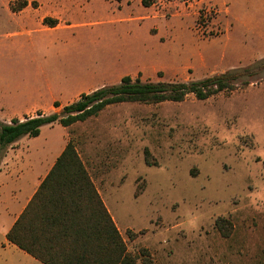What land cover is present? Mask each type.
Listing matches in <instances>:
<instances>
[{
    "label": "rangeland",
    "instance_id": "374dc122",
    "mask_svg": "<svg viewBox=\"0 0 264 264\" xmlns=\"http://www.w3.org/2000/svg\"><path fill=\"white\" fill-rule=\"evenodd\" d=\"M149 1L0 0V103H22L60 76L71 89L93 84L90 72L102 66L138 63L132 77L187 82L264 59V0ZM24 2L36 29L46 28L37 19L50 8L62 26H81L11 38L18 23L4 5ZM60 133L132 253L145 247L155 264H264V73L205 100L110 105L43 136L52 143ZM2 241L0 233V264H41Z\"/></svg>",
    "mask_w": 264,
    "mask_h": 264
},
{
    "label": "trees",
    "instance_id": "16d2710c",
    "mask_svg": "<svg viewBox=\"0 0 264 264\" xmlns=\"http://www.w3.org/2000/svg\"><path fill=\"white\" fill-rule=\"evenodd\" d=\"M141 2L144 6L150 3L149 0ZM47 21L45 18L44 22ZM260 73H264V59L256 65L187 82L150 81L125 75L116 84L81 93L59 111L50 114L37 111L22 120L0 121V159L11 144L24 136H38L44 125L58 123L68 127L119 103L180 102L188 94L205 100L219 92L237 89L239 85H248ZM145 160L150 163L147 157ZM216 226L228 236L223 218L216 220ZM6 239L42 264H155L147 248L141 247L138 253L128 250L71 140L7 231Z\"/></svg>",
    "mask_w": 264,
    "mask_h": 264
},
{
    "label": "crops",
    "instance_id": "0c3cea01",
    "mask_svg": "<svg viewBox=\"0 0 264 264\" xmlns=\"http://www.w3.org/2000/svg\"><path fill=\"white\" fill-rule=\"evenodd\" d=\"M4 6L9 15L18 23L17 29L9 33L11 38L26 36L27 41H29V37H31L34 30H74L81 26V24L76 25L70 24L69 22L62 26L61 20L64 19L61 16H58V11L55 8H50L54 10V14H50V16L44 15L37 19L38 23H40L41 20L42 26H45L46 28L42 27L40 29H36L32 25L35 23V17L26 13V10L29 7V2H26V5H22L19 9H14L11 4ZM45 18H48L50 24L44 22ZM51 20H55L54 25L51 24ZM26 22L29 23V25H25ZM21 28L24 30L21 31ZM102 67H98L97 70L90 72L91 79L93 82L96 81L93 84L86 85L84 81H80L76 84V88L73 87L74 89H71L69 84L63 85V78L60 76V80L56 81L54 85H48L45 89H38L29 92L28 98L22 103H19L18 101L15 104L12 102L7 104L6 101L0 103V121L9 123L12 118L22 120L24 116H33L28 115L27 111H25L28 109L41 111L40 109L55 108L60 110L66 104L76 100L81 93H89L99 87H102L108 84L111 78H115V80H117L121 79V77L125 75H130L134 72V70L141 69L140 67H142V65L136 63L131 66H125L122 70L118 69L111 73L101 71ZM55 102L59 104L57 107L54 105ZM42 113L45 114L44 112ZM55 124L61 126L58 123L44 125L38 136H24L18 139L6 149L4 155L0 159V233L3 239L1 242V249L3 250L9 246L19 249L16 245L10 243L6 239V233L25 209L28 202L36 192L39 184L47 175L56 158L62 152L69 140L68 138L66 139V136H63L60 133L59 138L54 142L51 143L46 141V137L43 136L44 129H52ZM63 128L67 127L61 126V130ZM41 139L44 140L42 144L38 145L35 143ZM19 250L25 255L30 256L25 251L21 249ZM30 257L40 263L32 256Z\"/></svg>",
    "mask_w": 264,
    "mask_h": 264
}]
</instances>
